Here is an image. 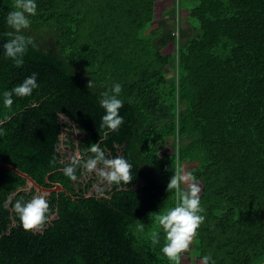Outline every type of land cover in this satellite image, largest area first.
<instances>
[{"label": "trees", "instance_id": "obj_1", "mask_svg": "<svg viewBox=\"0 0 264 264\" xmlns=\"http://www.w3.org/2000/svg\"><path fill=\"white\" fill-rule=\"evenodd\" d=\"M13 2L0 0V120L10 117L0 127V163L46 188L49 175L71 196L47 195L55 218L43 232L25 231L12 205L36 191L0 169V264H171L155 215L178 203L167 185L185 163L195 164L188 172L205 217L188 251L192 264L204 256L210 264L264 263V0H178L183 45L173 67L172 22L154 25L175 16L174 4L161 16L164 0H35L23 32L35 47L17 68L2 47ZM33 73L39 87L6 108L3 93ZM114 84L122 86L118 132L99 127L101 93ZM61 116L83 134L71 150L87 160L99 143L108 158L132 165L133 181L86 197L92 181H77L83 169L75 182L62 171L59 137L69 125ZM166 143L178 159L160 154Z\"/></svg>", "mask_w": 264, "mask_h": 264}, {"label": "clouds", "instance_id": "obj_2", "mask_svg": "<svg viewBox=\"0 0 264 264\" xmlns=\"http://www.w3.org/2000/svg\"><path fill=\"white\" fill-rule=\"evenodd\" d=\"M36 14L37 4L35 0H14L13 10L7 15L6 22L13 29V32L6 34L11 38L2 47L6 57L12 59L17 68L23 66L24 56L29 45L35 47L33 39L23 35V32L30 28V17H34ZM93 86V82L90 80L87 88ZM38 87L37 74L33 73L21 84L3 93L4 106L11 109L14 103V95L20 98L28 97ZM121 92L122 86L114 84L110 92L101 93L100 104L105 110V115L101 118L100 128H107L110 132H118L124 123V119L120 115V109L123 107V101L119 98ZM9 119L10 117L6 116L4 120H0V125ZM3 134V130L0 128V135ZM89 151L92 155L87 160H84L80 155H74L70 163L62 169L63 174L68 179L73 182L78 179L76 175L78 168L83 169V175L94 174L97 178V184L94 185V188H96L98 196L104 194V187L102 186L129 185L133 181L132 165L124 157L108 158L99 143L90 145ZM182 184L187 186L186 190H182ZM173 190L176 193L178 203L166 212L156 214L155 220L165 234V243L161 249L163 255L171 264H181L182 254L188 252L196 240L198 230L205 217L200 214L204 211L200 201L201 188L191 172H185L177 167L167 185V191ZM12 210L19 216L23 229L33 233L43 232L53 217L47 197L42 193L34 195L27 202L22 199L16 200L12 205ZM141 227H143L142 224ZM151 242L153 245L160 242L159 233L152 234ZM210 261V256L202 258V264H210Z\"/></svg>", "mask_w": 264, "mask_h": 264}, {"label": "rangeland", "instance_id": "obj_3", "mask_svg": "<svg viewBox=\"0 0 264 264\" xmlns=\"http://www.w3.org/2000/svg\"><path fill=\"white\" fill-rule=\"evenodd\" d=\"M173 1L174 0H166V2L164 1V6L161 7V16L162 13L164 12V16L168 15V12H170L172 10V5H173ZM186 3L184 1L183 3V8H182V12H181V19H186V12H185V6ZM160 12V10H159ZM158 17V16H157ZM167 22H169V19H162V17L158 18V21L156 22V25H154V27L157 28H166V24ZM181 26L183 28H185V26H183V24H181ZM189 26H187L186 28H188ZM152 30H154V28H152ZM190 35H194L197 36V31L195 28H191L189 29ZM159 47V46H157ZM61 123L62 124H68L69 127H63L61 135L59 137L60 140V144H59V152L62 154V162L65 164H69L71 161V158L74 155H79L78 150H71L69 147V143H74L75 145L78 143V141L82 138V133H80L79 131L76 130L75 128V124L69 122L64 116H61ZM172 145L169 144H165L163 146V149L161 151V155H166L172 152ZM195 166V164L192 163H185L183 170L185 172H188L191 167ZM80 183L86 184L88 181H92V185L91 188L88 190L87 195H91L94 191H97L96 188H94V185L97 184V178L95 177L94 174L92 175H84L83 178L78 179L77 180ZM104 188H106L107 186H102ZM184 188L187 189V186L184 185ZM30 190V188L27 186L26 191L28 192ZM37 194H41L39 192H36L35 195ZM43 194V193H42ZM46 195V194H45ZM47 196V195H46ZM55 216L52 217V219H54ZM13 225H15V223H13ZM181 264H192L191 258L188 254V252L182 254V259H181Z\"/></svg>", "mask_w": 264, "mask_h": 264}, {"label": "water", "instance_id": "obj_4", "mask_svg": "<svg viewBox=\"0 0 264 264\" xmlns=\"http://www.w3.org/2000/svg\"><path fill=\"white\" fill-rule=\"evenodd\" d=\"M2 125H0L1 127ZM0 169H5V170H8L14 174H16L17 176L23 178L26 180L27 182V186L29 188H33L36 192H39V193H43V194H46V195H49L51 193H60V192H63L65 194H67L68 196H71L66 189H64L62 187L61 184L59 183H50L48 178H49V175L46 177V182L51 186L50 188H46V187H43L41 185H39L32 177H30L28 174L22 172L21 170L15 168L14 166L12 165H9V164H5V163H0ZM90 195H87L86 197H89ZM264 264V263H262Z\"/></svg>", "mask_w": 264, "mask_h": 264}, {"label": "built area", "instance_id": "obj_5", "mask_svg": "<svg viewBox=\"0 0 264 264\" xmlns=\"http://www.w3.org/2000/svg\"><path fill=\"white\" fill-rule=\"evenodd\" d=\"M173 4L175 6L176 14H175V16H172L170 18V21L172 22V25H173L172 35L174 36L175 43H176V57H175V60L171 63L172 67L177 63L178 51H179V49L182 48V45H183V44H181L180 32H179V29H178V27L180 25L179 24V17H180L179 12H181V11H179L180 8H179V5H178V0H174ZM176 150H177V148H173L171 153H175L176 156H177V159H178V154H177ZM177 167H179V168H181L183 170L184 165L177 166Z\"/></svg>", "mask_w": 264, "mask_h": 264}, {"label": "crops", "instance_id": "obj_6", "mask_svg": "<svg viewBox=\"0 0 264 264\" xmlns=\"http://www.w3.org/2000/svg\"><path fill=\"white\" fill-rule=\"evenodd\" d=\"M166 2V0H164ZM166 19H169V18H166Z\"/></svg>", "mask_w": 264, "mask_h": 264}]
</instances>
